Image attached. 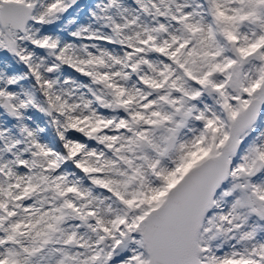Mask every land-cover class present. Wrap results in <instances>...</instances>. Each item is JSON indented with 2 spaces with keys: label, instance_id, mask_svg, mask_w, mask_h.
<instances>
[{
  "label": "snow or ice",
  "instance_id": "obj_1",
  "mask_svg": "<svg viewBox=\"0 0 264 264\" xmlns=\"http://www.w3.org/2000/svg\"><path fill=\"white\" fill-rule=\"evenodd\" d=\"M0 264H264V0H0Z\"/></svg>",
  "mask_w": 264,
  "mask_h": 264
}]
</instances>
